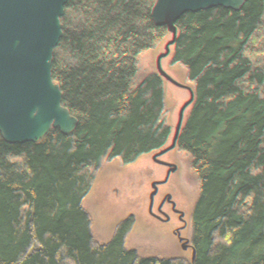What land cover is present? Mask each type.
I'll use <instances>...</instances> for the list:
<instances>
[{"label":"trees","instance_id":"1","mask_svg":"<svg viewBox=\"0 0 264 264\" xmlns=\"http://www.w3.org/2000/svg\"><path fill=\"white\" fill-rule=\"evenodd\" d=\"M201 20L167 0H0L1 263L46 264L66 242L93 264H264V232L248 242L181 170L189 143L232 137L220 97L252 64L220 48L212 9ZM107 118L165 146L138 158L98 132ZM252 137L264 147L263 101Z\"/></svg>","mask_w":264,"mask_h":264},{"label":"rangeland","instance_id":"2","mask_svg":"<svg viewBox=\"0 0 264 264\" xmlns=\"http://www.w3.org/2000/svg\"><path fill=\"white\" fill-rule=\"evenodd\" d=\"M167 1L179 18L198 26H202L203 8L212 9L219 20L210 28L219 36L220 48L243 50L252 59L250 69L231 80L220 97L219 117L231 128L232 137L223 141L216 152L201 142L189 143L181 170L186 178L211 190L221 216L235 225L248 242H263L264 147L253 140L252 125L259 102H264V0ZM69 115L74 117L71 122L79 137L90 131L91 114ZM107 119L109 127L101 125L98 132L125 134L126 145L138 158L154 157L158 148L165 146L159 140L158 145L156 140L150 142L151 137L137 141L135 135L145 138L142 130ZM207 147L210 151L205 155L202 151ZM92 255L90 251H76L64 242L49 252L46 264H93Z\"/></svg>","mask_w":264,"mask_h":264}]
</instances>
